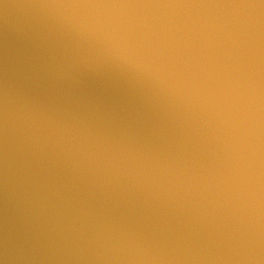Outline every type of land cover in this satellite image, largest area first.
I'll return each instance as SVG.
<instances>
[{
    "label": "water",
    "instance_id": "water-1",
    "mask_svg": "<svg viewBox=\"0 0 264 264\" xmlns=\"http://www.w3.org/2000/svg\"><path fill=\"white\" fill-rule=\"evenodd\" d=\"M0 264H264V0H0Z\"/></svg>",
    "mask_w": 264,
    "mask_h": 264
}]
</instances>
